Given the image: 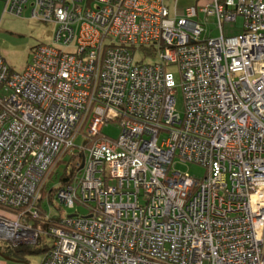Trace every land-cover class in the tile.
Masks as SVG:
<instances>
[{
	"label": "built area",
	"instance_id": "built-area-1",
	"mask_svg": "<svg viewBox=\"0 0 264 264\" xmlns=\"http://www.w3.org/2000/svg\"><path fill=\"white\" fill-rule=\"evenodd\" d=\"M10 3L18 15L30 4L74 49L41 45L22 71L0 56V240L46 236L41 264H264V0L182 15L181 0ZM201 12L221 36L202 37ZM240 17L243 32L224 35ZM152 45L157 61L138 64ZM170 66L182 72L183 116ZM111 122L118 139L98 138ZM80 134L82 168L55 198L97 207L35 227L42 190ZM190 164L203 175L181 169Z\"/></svg>",
	"mask_w": 264,
	"mask_h": 264
},
{
	"label": "rangeland",
	"instance_id": "rangeland-1",
	"mask_svg": "<svg viewBox=\"0 0 264 264\" xmlns=\"http://www.w3.org/2000/svg\"><path fill=\"white\" fill-rule=\"evenodd\" d=\"M182 8L185 9L188 6L197 5V0H181ZM97 2L93 1L91 3L92 6H96ZM201 4H206L205 0H201ZM5 3H0V22L3 18V14L5 12ZM200 9V7H197ZM31 5L28 4L25 8L22 16L5 13L3 22L0 24V53L6 58L7 62L13 66L16 70L22 71L25 67L31 62L33 57V46H37L39 44L56 46L61 49L73 50L72 47H66L62 43H58L55 39V32L57 29V25L55 23L40 21L31 16ZM206 13L200 14L198 18L202 24L203 28L207 30L208 34H203L202 37H219L221 36V28L219 26V21L217 16H210L209 19H206ZM244 20L242 17L238 19V22L235 21H224L223 22V30L226 36L230 35H238L241 34L244 30L243 27ZM140 55H144L143 52H139ZM141 57V56H138ZM34 58V57H33ZM177 83V94H176V109L182 115L185 111V94L182 84V72L179 67H172ZM120 122H111L109 126H106L104 129V133L110 137L118 138L120 135ZM85 138L83 135H80L75 141L74 151H80V147L84 144ZM70 157V156H68ZM60 161V159H59ZM58 161V162H59ZM181 168V167H180ZM181 169H189L192 174L203 175V169L201 167L194 166L190 164L189 167H182ZM61 174V173H60ZM60 176V175H59ZM114 179H111V183H114ZM59 179L55 178V181L49 183V186H56L54 189L53 195L50 193L48 197H54V194L58 193L59 190ZM47 189H49L47 187ZM43 196L44 188H43ZM48 192V190H47ZM42 196V197H43ZM54 203H50L47 198L44 199L43 205L51 208L53 212L54 209L62 212L63 217L66 215H73L76 212H79L82 215H88L91 213V208L96 207V204L93 202H88L84 204L83 202H77L75 206L69 207L66 205H62L61 202L54 198ZM53 204V206H52ZM58 207V209L56 208ZM54 207V209H53ZM53 216V215H52ZM50 242V240H47ZM2 242V240H0ZM3 243V242H2ZM51 243V242H50ZM25 244V243H24ZM32 245V244H27ZM44 254H27L23 260L12 259L10 264H40ZM0 259H3L0 256ZM4 260V259H3Z\"/></svg>",
	"mask_w": 264,
	"mask_h": 264
},
{
	"label": "trees",
	"instance_id": "trees-1",
	"mask_svg": "<svg viewBox=\"0 0 264 264\" xmlns=\"http://www.w3.org/2000/svg\"><path fill=\"white\" fill-rule=\"evenodd\" d=\"M41 45H44V44H39L37 46H33V52H34L33 53V57H34L37 49ZM139 52H143L144 55H140ZM0 56L4 59L5 65L9 69L18 71V70H16L13 66H11L7 62L6 58L1 53H0ZM138 56H141V57H138ZM33 57L31 59V62L34 59ZM157 59H158V56H157V52H156L155 46H153V45L152 46H143V47H139L137 49V53H136V56H135V61L138 64H141V63H143V64L155 63L157 61ZM31 62L29 64H31ZM171 68L172 67L170 66L169 69L171 70ZM184 114H185V112H184ZM109 125H110V123L107 124L106 126H109ZM105 127L103 128V131H101V133L99 135H97V137L100 138V139L104 137V138L109 139V140H117L118 138L110 137V136H108V135H106L104 133ZM120 129H121V131H120V134H121L122 128H120ZM172 129H174V127H172V128L168 127L165 132L169 133V131H171ZM80 135H82V134H80ZM78 152L79 151L71 152V150H68L67 152L63 153V155L61 156L60 161L55 166L56 169L53 170L52 173L50 174V176L48 178V183H52V181H55V178H58L59 181H60L58 186H59V188H61V187L73 184L75 182V178H76L78 172L80 171V169L82 168V164L80 166L78 165V159H79L77 157V153ZM68 156H70V157H68ZM84 157H85V154L82 153L81 156H80V161H82L81 163H83ZM49 185L46 184L44 186V194H45V196H43V201H44L45 198H47L50 203H54L53 200L55 198V194H54V197L53 196L52 197H48V194L50 193L51 195H53L54 189L57 188V187L56 186H49ZM47 187L49 189H47ZM53 187H55V188H53ZM47 190H48V192H47ZM40 203H42V204H41L39 210H40V212L42 214V219L45 220V221H43V220L39 221V220L34 219L32 222H34V226L35 227L43 228L45 230V229L50 228V226H51L50 223L51 224H56L54 222H61V220L63 218V214H60L62 212H59V209H58L57 206H56V208L58 210L54 209V207H53V209L55 210L53 212V210L51 208H48V207L44 206L42 201H40ZM76 203L77 202H75V204ZM93 203H95L96 207H97V203L96 202H93ZM52 206H53V204H52ZM96 207H93V208H96ZM93 208H91V210H90L91 212H92ZM77 214L78 215H82L79 212L74 213V215H77ZM84 216H86V215H84ZM30 220L31 219H29V221ZM43 222H47V223H43ZM47 240H50V239L47 238L46 236L45 237L42 236V238L39 240L38 243L32 244V245H27V244L13 245L12 243H9L8 241L2 240L3 243L0 242V253L3 256H5V257H9L11 259H18V260H23L24 257L27 254H30V253H33V254H44L45 255L46 252L49 249V246L51 245V243H50L51 241L48 242Z\"/></svg>",
	"mask_w": 264,
	"mask_h": 264
},
{
	"label": "crops",
	"instance_id": "crops-1",
	"mask_svg": "<svg viewBox=\"0 0 264 264\" xmlns=\"http://www.w3.org/2000/svg\"><path fill=\"white\" fill-rule=\"evenodd\" d=\"M214 0H205V2H206V4H210V3H212ZM2 2V4H4L5 3V12H4V14H3V18H2V20H1V22H3V20L5 21V19H4V16H5V13L7 14V13H9V14H14V15H18V14H16V13H14V12H12L11 10H10V7H11V3H10V0H0V3ZM182 3V2H181ZM205 4H201V0H197V5H195V7H202V6H204ZM186 9V8H185ZM185 9H183L182 7H179V9L177 10V12H178V14H180V15H182L183 13H184V11H185ZM18 16H22V15H18ZM1 22H0V24H1ZM224 31V30H223ZM222 34V33H221ZM223 34L225 35V33L223 32ZM0 256L4 259H0V264H10L11 263V258H7V257H5V256H3L1 253H0ZM13 261V260H12Z\"/></svg>",
	"mask_w": 264,
	"mask_h": 264
},
{
	"label": "water",
	"instance_id": "water-1",
	"mask_svg": "<svg viewBox=\"0 0 264 264\" xmlns=\"http://www.w3.org/2000/svg\"><path fill=\"white\" fill-rule=\"evenodd\" d=\"M7 258H9V257H7Z\"/></svg>",
	"mask_w": 264,
	"mask_h": 264
}]
</instances>
